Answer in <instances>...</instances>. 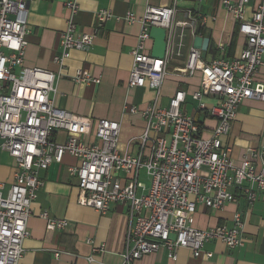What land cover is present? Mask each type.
I'll return each mask as SVG.
<instances>
[{
	"label": "built area",
	"instance_id": "1",
	"mask_svg": "<svg viewBox=\"0 0 264 264\" xmlns=\"http://www.w3.org/2000/svg\"><path fill=\"white\" fill-rule=\"evenodd\" d=\"M177 1L169 7L149 6L142 17L132 12L125 15L128 23L140 26L137 44L131 52L129 88L148 87L160 95L169 65L183 56L187 30L195 31L207 24L206 17H195L191 12L186 20H175ZM251 2L253 12L248 19L246 6ZM222 4L244 37L240 54L232 59L206 62L202 52L192 48L186 63L176 69L183 77L199 75L198 89L191 97L200 112H207L217 122L211 137H204L196 116L184 110L187 93L179 90L167 107L154 103L140 111L125 106L129 114H140L146 120L139 152L133 155L119 149L118 121H99L96 144L78 139L79 118L57 108L53 98L56 81L62 74L25 64L29 29L23 17L29 12L27 0H0V151L10 155L15 170L8 189L0 183V264H20L29 234L31 206L44 186L40 173L52 164H60L66 154L79 162L70 168L78 181L79 205L103 215L113 204L128 207L122 264H133L160 251H166L171 260L177 261L181 249L212 258L213 253L205 252L209 243H221L231 251L245 246L240 213L234 215L232 227H194L199 205L222 210L227 204H237L241 196L249 206L259 196L264 197V129L258 146L247 150L252 159L244 158L240 164L233 162L230 149L223 143L243 102L264 103V84L256 81L264 67V0H222ZM65 7L68 18L59 41L61 53L53 59L61 69L73 51H88L97 27L114 17L109 10H99L95 14V33H80L75 22L80 12L79 0H68ZM153 27L166 30L163 60L151 56ZM72 79L85 85L100 83L82 71H77ZM206 98L214 99L210 108L206 107ZM57 131L69 135L64 144L54 141ZM142 174L149 179L150 187L143 182ZM41 217L51 231L68 226V221L50 218L47 211ZM62 254L55 252L58 259ZM87 260L95 261L94 256Z\"/></svg>",
	"mask_w": 264,
	"mask_h": 264
},
{
	"label": "crops",
	"instance_id": "2",
	"mask_svg": "<svg viewBox=\"0 0 264 264\" xmlns=\"http://www.w3.org/2000/svg\"><path fill=\"white\" fill-rule=\"evenodd\" d=\"M67 1L27 0L29 12L23 17L29 29L25 41V64L29 68L62 74L56 81L57 92L53 98L57 108L79 118L81 127L77 133L78 139L87 144H96L99 121H118L121 124L120 151L136 155L146 120L140 114H129L125 106H134L140 111L154 103L167 107L179 90L187 93L184 110L201 121L202 135L211 137L217 122L207 112H200L198 103L191 97L198 89L199 75L183 77L176 73V69L186 63L193 40L199 35V28V36L210 39L209 49L212 52H208L206 62L219 58L232 59L242 51L244 37L237 32L236 22L222 0L177 1L175 20H186L191 12L195 17H206L207 24L200 25L195 31L187 30L183 56L169 65V75L160 95L148 87L132 89L128 86L131 52L137 44L140 26L128 23L125 15L132 12L142 17L147 7H169L174 0H79L80 12L75 22L80 33H95V14L99 10H109L114 17L97 27L96 38L88 51H73L61 69L53 63V59L61 53L59 41L66 29ZM253 6V2L246 6L248 19L252 16ZM152 46L153 43L151 51ZM77 71L99 79L100 83H76L72 77ZM256 81L264 84V67L259 70ZM205 104L210 108L214 99L206 98ZM263 129L264 103L257 100L243 102L231 131L223 138L234 163L240 164L244 158L252 159L247 150L258 146ZM68 137L64 131L54 133V141L59 144H64ZM78 164L75 157L66 154L60 164H52L47 171L40 173L44 186L36 193L31 206L29 234L24 241L25 252L20 264L123 263L129 225L128 207L113 204L110 211L103 215L95 209L79 205L78 181L70 172V168ZM14 171L13 159L8 153L0 151V183H4L7 189L14 181ZM120 176L124 178V175ZM146 186L148 188L150 184ZM46 211L50 218L68 221V226L51 231L47 221L41 217ZM236 213H240L244 220L247 242L242 249L231 251L221 243H209L205 246V252L213 253L212 258L195 256L191 251L181 249L177 253V261L171 260L166 251H160L144 256L133 264H264L263 196H259L252 206L243 196L237 204H227L222 210L199 205L194 216V227L203 230L217 225L232 227ZM96 248L99 250L95 251ZM58 251L63 253L59 259L55 256ZM90 256H94L95 261L89 262L87 259Z\"/></svg>",
	"mask_w": 264,
	"mask_h": 264
},
{
	"label": "water",
	"instance_id": "3",
	"mask_svg": "<svg viewBox=\"0 0 264 264\" xmlns=\"http://www.w3.org/2000/svg\"><path fill=\"white\" fill-rule=\"evenodd\" d=\"M150 37L153 41L151 56L155 59L163 60L166 55V30L163 28L153 27L150 31ZM210 47V39L202 36H195L193 40V49L202 52V58L207 59Z\"/></svg>",
	"mask_w": 264,
	"mask_h": 264
},
{
	"label": "trees",
	"instance_id": "4",
	"mask_svg": "<svg viewBox=\"0 0 264 264\" xmlns=\"http://www.w3.org/2000/svg\"><path fill=\"white\" fill-rule=\"evenodd\" d=\"M199 31V32H198ZM237 32H238V29H237ZM197 34H201V28H199V30H197ZM210 52H212V49H209V53ZM197 118V117H196ZM197 121H198V123H199V125L201 126V128H202V123H201V121L197 118Z\"/></svg>",
	"mask_w": 264,
	"mask_h": 264
},
{
	"label": "rangeland",
	"instance_id": "5",
	"mask_svg": "<svg viewBox=\"0 0 264 264\" xmlns=\"http://www.w3.org/2000/svg\"><path fill=\"white\" fill-rule=\"evenodd\" d=\"M142 178L144 179V182H145L147 185L150 184L149 179H148L144 174H142Z\"/></svg>",
	"mask_w": 264,
	"mask_h": 264
}]
</instances>
